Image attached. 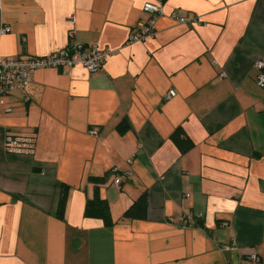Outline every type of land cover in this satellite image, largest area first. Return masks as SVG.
<instances>
[{"label":"crops","instance_id":"0c3cea01","mask_svg":"<svg viewBox=\"0 0 264 264\" xmlns=\"http://www.w3.org/2000/svg\"><path fill=\"white\" fill-rule=\"evenodd\" d=\"M147 1L0 0V56L114 51L93 74L38 69L3 97L0 264H220L250 250L264 264V0H162L153 37L127 43ZM176 128L193 142L183 154ZM7 135L31 151L7 152ZM95 188L110 226L84 215ZM143 192L145 216L121 218Z\"/></svg>","mask_w":264,"mask_h":264},{"label":"built area","instance_id":"2783aa9c","mask_svg":"<svg viewBox=\"0 0 264 264\" xmlns=\"http://www.w3.org/2000/svg\"><path fill=\"white\" fill-rule=\"evenodd\" d=\"M142 11L149 15L145 23H139L128 34L127 43L142 42L153 37L155 33V21L158 16L163 14L162 0H151L143 3ZM168 17L177 23L194 24L198 18H187L185 15L178 13L176 10H171ZM9 31V27L0 26V35ZM71 35V32L69 33ZM114 51L111 49H99L94 44H83L80 42L70 43L56 51L46 55H24L19 57H3L0 56V106L4 105L3 97L18 89L24 93V90L32 80L33 73L38 69H58L71 67L79 64L84 67L89 73L93 74L101 69V66L107 56ZM255 67L258 69L256 76V85L260 88L264 87V61L257 60ZM174 91L169 90L165 99L174 96ZM5 112H10L11 107L4 106ZM95 133V129L91 130ZM21 137H13L7 135L4 142V147L7 152H22ZM118 167H113V184L118 185L120 178L116 175ZM187 219H191L190 216ZM222 225H226L223 222ZM234 244H226L220 247L222 251H233ZM220 264H260V258L255 250L247 251L244 257L239 261H223Z\"/></svg>","mask_w":264,"mask_h":264},{"label":"trees","instance_id":"16d2710c","mask_svg":"<svg viewBox=\"0 0 264 264\" xmlns=\"http://www.w3.org/2000/svg\"><path fill=\"white\" fill-rule=\"evenodd\" d=\"M170 138L181 154L187 152L193 146L192 140L188 136H186L180 128H176L171 133ZM21 139H22L21 140L22 152L31 151L32 142H28L27 139L25 138H21ZM111 173L113 174L112 169H111ZM105 178L106 177H89L88 179L91 182L98 184V183H103L105 181ZM66 196H67V187L62 186L59 196V206L57 210V215L60 217L63 213ZM145 210H146V195L143 192L136 200H134L131 203V205H129L124 210L121 218L141 219L145 216ZM84 215L87 217L100 219L103 222L104 226H110L113 223L109 214L108 203L105 200L98 198L96 188L94 190L93 197L91 199H87L85 202Z\"/></svg>","mask_w":264,"mask_h":264}]
</instances>
